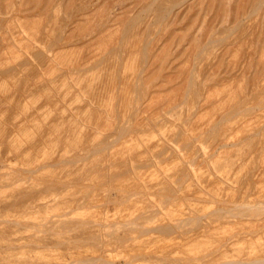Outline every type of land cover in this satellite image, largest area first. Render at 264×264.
Instances as JSON below:
<instances>
[{"label":"rangeland","instance_id":"obj_1","mask_svg":"<svg viewBox=\"0 0 264 264\" xmlns=\"http://www.w3.org/2000/svg\"><path fill=\"white\" fill-rule=\"evenodd\" d=\"M0 264H264V0H0Z\"/></svg>","mask_w":264,"mask_h":264}]
</instances>
